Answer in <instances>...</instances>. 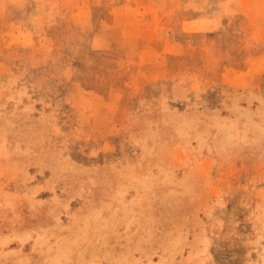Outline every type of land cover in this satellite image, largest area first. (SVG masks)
<instances>
[{"label": "rangeland", "instance_id": "obj_1", "mask_svg": "<svg viewBox=\"0 0 264 264\" xmlns=\"http://www.w3.org/2000/svg\"><path fill=\"white\" fill-rule=\"evenodd\" d=\"M0 264H264V0H0Z\"/></svg>", "mask_w": 264, "mask_h": 264}]
</instances>
